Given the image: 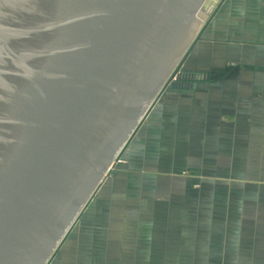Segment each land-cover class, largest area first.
I'll return each mask as SVG.
<instances>
[{"label": "water", "instance_id": "water-1", "mask_svg": "<svg viewBox=\"0 0 264 264\" xmlns=\"http://www.w3.org/2000/svg\"><path fill=\"white\" fill-rule=\"evenodd\" d=\"M208 1L0 0V264H50L166 87L208 78L177 75Z\"/></svg>", "mask_w": 264, "mask_h": 264}, {"label": "rangeland", "instance_id": "rangeland-1", "mask_svg": "<svg viewBox=\"0 0 264 264\" xmlns=\"http://www.w3.org/2000/svg\"><path fill=\"white\" fill-rule=\"evenodd\" d=\"M220 2L221 0H216L208 10L209 24H212L216 13L215 8ZM220 36L218 35V38ZM225 37L227 36L223 35L221 38ZM210 43L213 44L211 41ZM197 44L204 45L202 39ZM196 45L191 52L193 54L187 57L182 66L178 67L177 75L182 73V69L188 65L208 75V78L200 81L202 85L212 82L215 78H230L228 77L229 69L227 67L217 69L218 67L216 68L212 63L211 55L208 63L204 62L206 57L197 52ZM231 73L235 74V70ZM171 90L166 87L160 99L163 100L165 94H171ZM209 121L210 119H208L207 126H201L200 134L205 132L204 141L201 136V141L197 146L198 157L194 154L189 159L188 171L171 170L159 163L157 170L156 167L148 169L153 175H159L156 182H154L155 179L151 180L154 176H149L150 173L143 175L142 168L136 166L138 160L130 161L132 156L130 157L128 147L131 140L50 264H134L126 262V255L128 259L133 256L132 244H136L141 239L145 243L150 240L153 243L160 242L163 241L164 236L163 232H157L153 228L147 229L151 217L150 215L143 216L140 211H172V217L168 216L169 213L158 218L165 223H168L169 219L173 224L181 220L180 211H183L185 213L183 223L187 225V228L180 234L188 239L190 247L157 248L155 249L156 256L152 257L150 262L147 258L150 249L143 247L142 262L135 264H264V240L260 241V232L262 231L264 235V229L256 228L258 231L254 230V232L248 229L242 231L241 225V223L248 222L247 218L253 220L258 225L257 227L264 223V203H261L264 196V185H242L234 182L231 184L228 182L227 162L224 163L225 167L221 169V174L213 177L217 171L212 170L213 124L210 121L209 125ZM208 165L211 170L205 167ZM145 172L148 171L145 170ZM157 186L158 196L156 198L155 195H151L154 193L150 192L154 191ZM215 186L221 196L216 200L213 199L212 193ZM120 211L126 212L121 214ZM229 211L233 212L229 213ZM244 211L248 215H245ZM116 212L118 216H115ZM250 213L253 215H249ZM223 215L228 223H232V226L233 220L238 222L234 229H230V226L218 225L217 218L221 220ZM155 220L153 217V222ZM111 222L115 224H108ZM140 225H144L143 228L147 231ZM134 229L135 231L142 229V231L135 232ZM138 233L141 234V238ZM149 235H151L150 239ZM108 250L112 254H107ZM252 250L254 251L253 256L258 258L259 263L254 261L255 258H250ZM257 250L260 253H255ZM224 252L226 254L221 257L220 255ZM179 253L182 255L180 256Z\"/></svg>", "mask_w": 264, "mask_h": 264}, {"label": "crops", "instance_id": "crops-1", "mask_svg": "<svg viewBox=\"0 0 264 264\" xmlns=\"http://www.w3.org/2000/svg\"><path fill=\"white\" fill-rule=\"evenodd\" d=\"M214 16L212 24L208 23L202 34L204 45H198L200 43L196 45L197 52L206 57L204 61L206 63L211 59V55L212 63L216 68L218 67L217 69L227 67L230 78H215L212 82L201 84L192 90H171V94H165L163 100L156 102L129 145L128 151L130 150V157L132 156L130 161L138 160L136 166L142 168L143 175L150 173L148 169L152 167H156L157 170L159 163L171 170L188 171L189 159L194 154L198 157L196 153L201 136L204 141L205 132L200 134L201 126H207L210 119L213 124L212 170L217 171L213 177L221 174V169L227 162L228 182L231 184L234 182L242 185H264V0H226ZM218 35L221 36L218 38ZM223 35L227 37L221 38ZM233 70L235 74L231 73ZM218 75L221 76V73L218 72ZM202 151H204L203 147ZM205 167L211 170L209 165ZM150 174L149 176L155 177L151 180L155 179L156 182L159 175ZM151 180L149 179V182ZM213 188V199L216 200L221 196L217 187ZM156 192L158 186L150 193H154L151 195L157 198ZM261 203H264V196ZM123 212L126 211H120L121 214ZM140 212L143 216L150 215L152 219L149 217L147 229L153 228L157 232H163V241L153 243L150 240L145 243L142 239H138L140 241L132 244L133 256L128 259L126 255V262L134 264L142 262L143 247L150 249L147 257L149 262L156 256L157 248L190 247L188 239L180 234L187 228L183 223L185 215L183 211H180L181 220L175 224L169 219H166L168 223H165L158 218L169 213L168 216L172 217V211ZM231 212L233 211H229ZM244 212L248 215L246 211ZM116 213L115 216H118V212ZM223 216L221 220L217 218L218 225L230 226V229H234L238 222L233 220L232 226L225 215ZM153 217L156 223L153 222ZM247 220V223H241L242 231L248 229L254 232L256 228L264 229V223L257 227L253 220L249 218ZM213 225L215 226V223ZM140 227L146 229L143 228L144 225ZM142 229L136 231L141 232ZM260 233V241H262L264 235L262 231ZM138 234L141 238V234ZM150 237L151 235L149 239ZM258 252L255 251L257 254ZM253 253L252 250L250 258H255L254 261L259 263ZM107 254L112 253L108 250ZM225 254L224 252L220 256L224 257Z\"/></svg>", "mask_w": 264, "mask_h": 264}, {"label": "bare ground", "instance_id": "bare-ground-1", "mask_svg": "<svg viewBox=\"0 0 264 264\" xmlns=\"http://www.w3.org/2000/svg\"><path fill=\"white\" fill-rule=\"evenodd\" d=\"M214 2H216V0H209L207 3H206V5L204 6V10H203V16H207L208 14V10L211 8V6H212V4L214 3ZM210 3H211V5H210ZM209 6V7H208Z\"/></svg>", "mask_w": 264, "mask_h": 264}]
</instances>
